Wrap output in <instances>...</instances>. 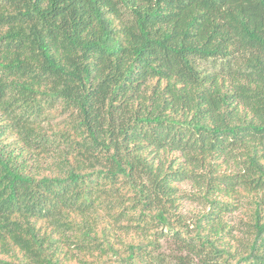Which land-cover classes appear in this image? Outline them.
Returning a JSON list of instances; mask_svg holds the SVG:
<instances>
[{
  "label": "trees",
  "instance_id": "1",
  "mask_svg": "<svg viewBox=\"0 0 264 264\" xmlns=\"http://www.w3.org/2000/svg\"><path fill=\"white\" fill-rule=\"evenodd\" d=\"M0 264H264V0H0Z\"/></svg>",
  "mask_w": 264,
  "mask_h": 264
},
{
  "label": "rangeland",
  "instance_id": "2",
  "mask_svg": "<svg viewBox=\"0 0 264 264\" xmlns=\"http://www.w3.org/2000/svg\"><path fill=\"white\" fill-rule=\"evenodd\" d=\"M68 118V114H64L62 109H57L56 111L52 112L49 116V121L52 123V125L58 126H64L66 123V119ZM55 130H58L54 127ZM183 191L192 192L193 187L190 183L181 185ZM193 194V193H192ZM182 205L180 207L181 211H183L184 216L189 218L190 220H194L195 216L199 213H205L206 209H203V207L199 206V203L192 198H185L182 200Z\"/></svg>",
  "mask_w": 264,
  "mask_h": 264
}]
</instances>
